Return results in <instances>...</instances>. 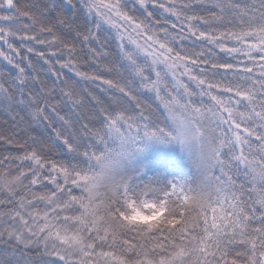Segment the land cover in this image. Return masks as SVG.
<instances>
[{
	"label": "snow or ice",
	"instance_id": "1",
	"mask_svg": "<svg viewBox=\"0 0 264 264\" xmlns=\"http://www.w3.org/2000/svg\"><path fill=\"white\" fill-rule=\"evenodd\" d=\"M0 264H264V0H0Z\"/></svg>",
	"mask_w": 264,
	"mask_h": 264
}]
</instances>
